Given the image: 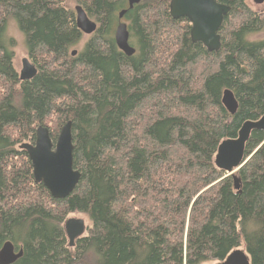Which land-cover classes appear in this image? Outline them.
<instances>
[{
	"label": "trees",
	"instance_id": "1",
	"mask_svg": "<svg viewBox=\"0 0 264 264\" xmlns=\"http://www.w3.org/2000/svg\"><path fill=\"white\" fill-rule=\"evenodd\" d=\"M216 1L230 9L210 52L169 0H0V248H22L11 264H201L236 248L264 264V130L251 132L233 174L214 164L222 140L264 115V38H251L264 13ZM72 2L97 24L75 55ZM123 9L132 55L113 38ZM10 19L37 69L29 80L7 48ZM66 121L80 177L53 198L18 144L38 125L54 144ZM75 212L89 225L70 247L64 222Z\"/></svg>",
	"mask_w": 264,
	"mask_h": 264
},
{
	"label": "water",
	"instance_id": "2",
	"mask_svg": "<svg viewBox=\"0 0 264 264\" xmlns=\"http://www.w3.org/2000/svg\"><path fill=\"white\" fill-rule=\"evenodd\" d=\"M140 0H127L128 8ZM257 4L264 0H253ZM75 24L77 28L87 35L96 30V23L90 19L81 5L73 8ZM228 5L216 0H169V13L172 18H186L190 24V38L194 42H201L210 52L220 48L219 27L224 16L228 13ZM123 9L119 12V21L116 24L113 38L116 46L125 55H132L134 47L129 44V32L127 24L120 21ZM73 49L71 55H75ZM36 67L28 57L22 59L19 72L20 80H29L36 74ZM222 104L233 115L237 109V102L231 90L224 89L221 98ZM253 130H264V115L257 120L245 121L236 138L224 139L217 147L214 164L216 168L233 174L244 162L245 144ZM24 149L32 164V173L35 182L42 183L53 198L68 196L78 183L80 172L73 168V143L71 122L66 121L60 128L55 143L53 144L49 130L43 125L35 129L34 143H22L19 146ZM238 188V185H235ZM64 230L69 242L73 246L76 238L81 237L86 225L82 218L70 217L64 222ZM22 255V248L15 249L13 243L5 241L0 248V264H11ZM216 264H250V258L242 248L233 249L227 256Z\"/></svg>",
	"mask_w": 264,
	"mask_h": 264
},
{
	"label": "rangeland",
	"instance_id": "3",
	"mask_svg": "<svg viewBox=\"0 0 264 264\" xmlns=\"http://www.w3.org/2000/svg\"><path fill=\"white\" fill-rule=\"evenodd\" d=\"M247 3L249 4V6L253 10H256L260 13H264V1L261 4H257L253 0H247ZM75 5H76V3H73V2L70 3V7L72 9L74 8ZM88 36L89 35H87V34H83V39L81 40V42L79 44H77L74 47V49L78 50L82 46L83 41L86 40ZM8 38L12 39L13 46L11 47L7 44V48L9 50L13 51V64H14L15 69L19 73L21 66H22V59L25 57H28V56H27V50H26L24 35L18 29V27H17V25L13 19H10L8 21V24H7L5 39L7 40ZM251 38L252 39H263L264 38V30L253 34L251 36ZM24 142H28V141H23L22 143H24ZM28 143H31V142H28ZM18 145H20V143ZM70 217L82 218L84 220L86 227L89 225V220L82 213H78V212L71 213L68 216V218H70ZM216 263H217V261L211 260V261L203 262L201 264H216Z\"/></svg>",
	"mask_w": 264,
	"mask_h": 264
},
{
	"label": "bare ground",
	"instance_id": "4",
	"mask_svg": "<svg viewBox=\"0 0 264 264\" xmlns=\"http://www.w3.org/2000/svg\"><path fill=\"white\" fill-rule=\"evenodd\" d=\"M132 7H133V6H132ZM132 7H131V8H132ZM128 9H130V8H128ZM125 10H126V9H125ZM124 13H125V12H124ZM124 13H123V14H124ZM122 17H123V15H122ZM122 17L120 18V21H121V22H124V21L121 20ZM93 21H94V20H93ZM118 21H119V19H118ZM95 23H96V22H95ZM124 23H125V22H124ZM96 28H97V24H96ZM114 31H115V29H114ZM29 61H30V60H29ZM34 139H35V138H34ZM24 143H28V142H24ZM32 143H34V141H33ZM32 143H30V144H32ZM21 144H22V143H21ZM21 144H20V145H21ZM20 145H19V146H20ZM19 148H20V147H19ZM20 149H21V148H20ZM23 150H24V149H23ZM24 151H25V150H24ZM25 152H26V151H25ZM26 154H27V153H26ZM27 156H28V155H27ZM28 158H29V157H28ZM29 160H30V159H29ZM30 162H31V161H30ZM31 166H32V164H31ZM32 174H33V173H32ZM33 178H34V177H33ZM36 183H37V182H36ZM38 183H40V182H38ZM64 231H65V230H64ZM14 247H15V246H14ZM15 249H16V248H15ZM16 250H17V249H16Z\"/></svg>",
	"mask_w": 264,
	"mask_h": 264
},
{
	"label": "flooded vegetation",
	"instance_id": "5",
	"mask_svg": "<svg viewBox=\"0 0 264 264\" xmlns=\"http://www.w3.org/2000/svg\"><path fill=\"white\" fill-rule=\"evenodd\" d=\"M123 21V20H122ZM125 22V21H124ZM191 25V24H190Z\"/></svg>",
	"mask_w": 264,
	"mask_h": 264
}]
</instances>
